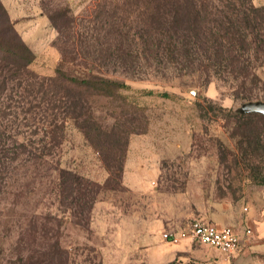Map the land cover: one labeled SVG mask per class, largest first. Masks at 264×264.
<instances>
[{"label":"rangeland","instance_id":"374dc122","mask_svg":"<svg viewBox=\"0 0 264 264\" xmlns=\"http://www.w3.org/2000/svg\"><path fill=\"white\" fill-rule=\"evenodd\" d=\"M148 2L0 0L14 30L34 54L30 68L39 75L55 73L59 26L72 20L78 32L74 40H83L89 26L92 37L98 35L103 41L107 30L118 29L124 22L131 37L138 21L145 20L142 7L150 6ZM250 2L264 6V0ZM134 6L138 11L132 10ZM59 11L66 12L62 21L56 17ZM111 24L115 28H109ZM82 70L73 67L76 73ZM91 70L129 86L110 97L82 95L104 134L108 137L115 127L118 133L109 138L111 144L101 137L97 147L69 125L56 159L61 168L107 183V189L113 190L100 195L102 201L95 202L80 226L74 217L57 211L59 203L44 197L43 185L36 184L30 195L0 194V264H134L135 253L129 251L147 238V231L150 238L161 239L163 232L182 229L194 219L208 220L205 214H221L217 210L225 205L233 209L264 206V184L259 183L264 177V124L258 125L261 142L254 147L247 142L253 127L233 131V124L222 116L237 114L247 102L233 99L215 82L205 88L188 81L162 83L157 77L128 80L120 74L122 68L114 66ZM257 71L263 86L255 93L261 98L257 101H264V67ZM147 90L167 93L169 98L142 95ZM218 106L224 111L219 112ZM108 149L115 152L114 166L121 165L116 177H110L119 185L106 177L103 158L108 159ZM232 151L238 153V160L246 152L250 164H232L226 157ZM54 243L59 254L48 259Z\"/></svg>","mask_w":264,"mask_h":264},{"label":"trees","instance_id":"16d2710c","mask_svg":"<svg viewBox=\"0 0 264 264\" xmlns=\"http://www.w3.org/2000/svg\"><path fill=\"white\" fill-rule=\"evenodd\" d=\"M148 1L150 6L142 7L145 20L138 21L131 37L124 22L118 29L107 30L105 34L112 38L104 34L103 41L98 35L92 39L89 26L83 40H74L78 32L72 20L59 26L54 44L60 57L53 75H39L30 68L35 56L0 4V194L30 195L36 184L43 185L44 197L59 203L57 211L74 217L80 226L95 202L102 201L100 195L113 190L107 189V183L61 168L56 159L69 125L97 147L101 137L111 144L109 138L118 133L115 127L108 137L104 134L82 95L110 97L129 86L108 74L93 73V67L122 68L120 74L128 80L157 77L162 83L188 81L205 88L215 82L235 100L261 99L255 91L263 86L257 70L264 67V6H253L250 0ZM56 17L62 21L66 12L59 11ZM73 67H81L82 73L74 72ZM142 95L169 98L167 93L152 90ZM218 111L224 109L218 106ZM222 116L233 124V131L253 127L247 142L259 147L258 125L264 124V116ZM241 144L239 141L243 149ZM105 151H109L108 159L103 158L106 177L119 185L110 177H116L121 165L114 166L117 158L112 149ZM229 156L232 164L251 162L245 159L246 152L241 160L234 151L226 154ZM259 183L264 184V177ZM55 253L59 254L57 243L49 246L46 255L50 259Z\"/></svg>","mask_w":264,"mask_h":264},{"label":"crops","instance_id":"0c3cea01","mask_svg":"<svg viewBox=\"0 0 264 264\" xmlns=\"http://www.w3.org/2000/svg\"><path fill=\"white\" fill-rule=\"evenodd\" d=\"M217 211L221 214L207 217L201 212V215L218 226L230 227L237 234L240 250L234 256L227 258L199 244L192 248L190 242L167 244L159 236L150 238L147 231V238H141L140 245L129 251L135 253L134 264H264V206L233 209L225 205Z\"/></svg>","mask_w":264,"mask_h":264},{"label":"built area","instance_id":"2783aa9c","mask_svg":"<svg viewBox=\"0 0 264 264\" xmlns=\"http://www.w3.org/2000/svg\"><path fill=\"white\" fill-rule=\"evenodd\" d=\"M246 233L248 234L249 231ZM161 239L172 245L185 241L207 246L227 258L234 256L240 250L239 237L230 227L218 226L203 219H194L184 228L176 231L163 232Z\"/></svg>","mask_w":264,"mask_h":264},{"label":"water","instance_id":"95a60500","mask_svg":"<svg viewBox=\"0 0 264 264\" xmlns=\"http://www.w3.org/2000/svg\"><path fill=\"white\" fill-rule=\"evenodd\" d=\"M238 114H259L264 116V101H251L240 106Z\"/></svg>","mask_w":264,"mask_h":264}]
</instances>
